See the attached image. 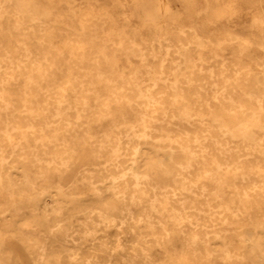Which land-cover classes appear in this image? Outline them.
Masks as SVG:
<instances>
[{
  "label": "bare ground",
  "instance_id": "6f19581e",
  "mask_svg": "<svg viewBox=\"0 0 264 264\" xmlns=\"http://www.w3.org/2000/svg\"><path fill=\"white\" fill-rule=\"evenodd\" d=\"M181 2L0 0V264H264V0Z\"/></svg>",
  "mask_w": 264,
  "mask_h": 264
},
{
  "label": "rangeland",
  "instance_id": "374dc122",
  "mask_svg": "<svg viewBox=\"0 0 264 264\" xmlns=\"http://www.w3.org/2000/svg\"><path fill=\"white\" fill-rule=\"evenodd\" d=\"M170 1V3L176 7L177 9H181L182 10V15H181V18L179 20V23L180 24H185L189 21L192 20V17H190V11L189 10H184L183 7H182V2L181 0H168ZM119 8H115V10L118 11ZM116 14H118L116 12ZM250 20H251V15H250V12L249 11H245V12H242L240 14L239 17L235 18V19H229V22H227L226 24L224 23L223 25L224 26H236L238 28V31H243L245 33V36L248 34L251 38H255L257 35H258V32H256V30L254 29H250V28H246V29H242L246 26H248L250 24ZM198 22L200 23V25L204 26V27H213L212 26H209L203 19H199ZM242 34V33H240ZM244 35V34H243ZM252 54L253 55H260L261 54V51H252Z\"/></svg>",
  "mask_w": 264,
  "mask_h": 264
}]
</instances>
